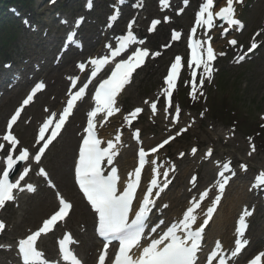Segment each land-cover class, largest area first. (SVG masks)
<instances>
[{"label":"snow or ice","instance_id":"snow-or-ice-1","mask_svg":"<svg viewBox=\"0 0 264 264\" xmlns=\"http://www.w3.org/2000/svg\"><path fill=\"white\" fill-rule=\"evenodd\" d=\"M187 2L188 0H184L185 4H187ZM162 3L167 5L168 0H162ZM213 6L214 0H205V2L202 3L195 21L197 26H206L209 30L216 27L214 16L230 26L240 24V21L234 18L233 0H227V6L220 7L219 11L215 13L212 11ZM181 11H183V9H181ZM158 24H160V21L154 20L152 22V29H155ZM222 26L223 25H221V27ZM128 28H132V23L128 25ZM196 31V27L191 29L193 34H195ZM227 32L228 29L225 28L222 35H226ZM180 35L179 32H174L175 39H179ZM119 41V47L111 50V58H113V60L124 52L129 44L144 43L143 40L138 41L131 30L127 32V35L119 37ZM236 43L237 41L235 39L230 41L232 45ZM256 47L257 45L253 43L251 48H249V52ZM190 48L191 57L189 65H195L197 69L202 67L207 78L211 80L214 72L212 62L215 59L213 47L210 43L205 46L203 41L193 39ZM155 55L159 56L160 53L157 52ZM221 55H223V53ZM148 56L149 50L147 48H138L132 51L127 59H121L118 63H115L110 76L100 82L99 87L95 90V107L88 113L84 135L81 137L82 144L79 148L78 163L75 166V179L83 196L97 215L98 223L96 231L98 235L106 241L103 246V251L98 258V264H105L109 244L114 240L119 242V249L115 254L113 264H197V254L201 249L205 228L212 219L220 203L225 185L228 183L229 177L225 176V172L231 171L230 162L222 165L223 170L218 173L221 182L217 185L221 195H216L215 199L211 201L210 206L202 213L203 219L201 223H197V209H200L201 202L209 197L210 189L202 191L199 194V198L193 197L190 206H187L182 214V218L168 227L167 231H165L160 238L151 240L147 246L141 244L145 233L150 206L155 203L152 199L154 190L155 195L159 196L160 192H162L170 182L168 180V171L162 173L164 179L161 180L160 169L154 167V174L150 177L148 187L142 197V203L139 204L135 210L133 209V201L136 198V192L141 183L142 170L146 164V157L150 153H157L159 149L163 148L175 137L169 136L168 139L152 147L149 151L140 147L138 152L139 166L132 172L126 174L125 180L121 185L119 170L114 164L115 157L118 155L117 145L121 141L120 130H117L114 140L109 139L106 142L102 141L98 138L95 118H97L98 114L104 113L103 119L107 120V118L113 116L114 113L121 111L119 107H116L117 96L121 93L124 85L130 81L132 73L144 63L145 58ZM243 59L244 56H241L240 60ZM108 61L109 56L107 55L103 56L102 59L97 58L91 60L90 63L94 66L91 76L95 77L97 74L95 69L99 68L101 65L107 64ZM78 67L83 70L85 69V64L80 63ZM181 69L182 58L177 56L175 62L170 66V71L166 76V87L163 89V94L167 97V105L169 108L172 107L173 90L176 87ZM191 75L194 78L191 95L195 98L197 95V85L195 81L197 72L192 71ZM199 84L201 87L204 85L203 78L200 79ZM44 87L45 85L43 82L37 83L32 89L31 94L23 100L21 109L24 105H28L33 100V96ZM86 88L87 84L79 87L77 91L71 94L70 98L67 100L66 107H64L58 118L56 113H50L39 128V138L36 143L40 146L38 151L34 154V160L37 164H39L42 156L52 142L61 133L66 121L72 115L76 102L84 95ZM145 103H147V101H145ZM151 110L153 113L156 112L157 103L153 102L151 104ZM142 111L143 109L140 107L135 108L124 117L125 122L131 125V122ZM174 113V118L178 121L181 109L175 107ZM20 115L21 111L17 110L16 113L11 116V120L7 125L9 131L3 136L4 141L10 142L13 151L19 141L12 134L11 128L12 125L17 122ZM201 115H203V113H201ZM186 131V128L181 129L180 132H177V135ZM46 132L48 133L47 136ZM133 136L139 139L138 129L133 132ZM102 144H106V146L102 147ZM3 148L4 144H0V150H3ZM254 150L253 148V151ZM212 151L213 150L209 148L206 155L211 156ZM191 152L195 154L197 148L193 147ZM29 155L28 148H24L20 151L16 159L13 158L12 154L7 155V169L3 171V176L0 178V208H4L6 202L14 200V190H24V188L21 187V182L25 181V177L28 175L30 168L25 167L14 182L10 181L9 175L17 160L27 161ZM179 155L183 157L185 154L181 152ZM249 155H251V152ZM105 163L111 166L110 173L107 175L103 167ZM241 167L245 170L247 169V165H241ZM170 170L174 171V165ZM39 171L40 175L48 178L49 174L43 168ZM194 180L195 177H193V181ZM48 183L51 187L55 188V184H52L50 178L48 179ZM118 185H120V187H118ZM260 186H264V171L256 177V183L254 184V187ZM26 187L29 191H35V188L31 184H27ZM58 203V209L55 210L53 214L44 219L36 230L31 231L25 238L18 241V251L19 255L22 257V264H59L58 261L47 260L44 257V253L37 247L38 238H40L42 234L51 232L58 223L66 222V219L73 209V204L59 194ZM130 215L132 217L131 219ZM250 215L251 212L245 207L244 211L239 216L238 227L236 228V235L238 238L235 240V247L231 251V256L233 258H235L248 243L243 237L247 229L246 218ZM4 229L5 223L0 220V231ZM152 230L155 231L156 229L153 228ZM75 243L76 241L73 239L70 232L66 233L63 238L58 241L62 261L68 262V264H82L71 247V245ZM222 251V244L216 241L215 250L211 252L208 264H212V261L217 257H219V264H228L227 257L221 255ZM262 259H264V252L256 255L255 258L250 261V264H261Z\"/></svg>","mask_w":264,"mask_h":264},{"label":"rangeland","instance_id":"rangeland-1","mask_svg":"<svg viewBox=\"0 0 264 264\" xmlns=\"http://www.w3.org/2000/svg\"><path fill=\"white\" fill-rule=\"evenodd\" d=\"M82 2L83 0H60L57 4L47 7V0H31L34 20H39L41 25L50 23L53 33L51 36L45 37L43 36V32H45L44 28H40L38 33H31L30 31L19 28L17 35L9 41V45L3 47V49L1 48L0 79L1 75H3L2 64L6 60L5 51L11 54L10 59L20 62L21 66L25 64L27 66L32 65L27 62V58L36 62L44 61L45 57H51L52 60L54 53V51H52L53 46L44 43L45 39L52 40L53 38L57 39L55 44L58 45L59 43V37L55 36L54 33L56 23L53 22L54 19L52 16L54 12L52 11L61 6L60 8H62L66 14L72 15L73 13V15H76L82 11ZM96 6L99 9L105 8V6L107 7L106 1L98 0ZM242 9H240V15L246 19L248 23V32L244 39L247 46L249 43V35L255 30H259L263 27L261 17L264 14V0H251V2ZM98 11L99 10H97V12ZM146 14V12L142 13L140 18L143 19ZM177 23L181 26H188L185 19H177ZM87 26L96 29V27L93 26V21ZM150 39L151 38L147 37V42L149 41V43H151L152 48H157L159 44H166L169 39L168 32L166 31L165 36L161 40L152 42ZM152 43L155 45H152ZM164 47L163 45L162 49ZM173 49L172 52H163L162 54L164 55L162 58L149 61V63L137 73L133 84L129 87L127 92H125L121 101H119L121 111L113 122L125 135L135 132L138 129L143 139L147 137L154 139V142H152L153 144L159 142L166 136L175 137L171 140L169 146L161 151L160 156L163 161L167 162V159L171 155L181 168L187 163L193 162L199 167L200 172V170L210 166V164H213L212 162L217 159H221L222 161L232 160L236 165L238 164L237 168L240 169L241 165H247L248 170L242 171L241 180L236 182V187H240V189L243 190V186L247 185V181L251 175H255L256 171H260L261 168L262 171H264V50L261 51V54L255 60L240 66L234 65L229 59L222 60L219 63V74L221 72H226V82L223 84V88L215 86L219 74L215 77L216 81L214 80L209 83L202 74H198L200 77L198 76L195 78L197 85V95L195 98H193L192 95H187L188 91L189 94H191L194 78L191 75L190 69H186L181 80L180 88L178 89L179 91L175 94V105L166 112L155 114L150 111V104L153 102L158 103L159 110L165 111V109H163L162 92L164 89V67L171 60L174 52L183 50V48L181 49L178 45H174ZM49 67H51V65H46L45 69ZM60 73L62 76V69ZM52 76L51 72L47 74L49 80ZM201 78L204 79V85L202 87L199 84ZM52 96L53 94L50 89L49 92L39 98V102L45 103L44 100L52 99ZM5 98L6 96L0 98L1 128L4 125L5 118L18 102V99L13 102V98L7 100ZM136 98L137 100H135ZM145 101H147V103H145ZM137 107L142 108L143 111L137 115L131 122V125L127 124L124 117ZM175 107L181 109L178 121L174 118ZM201 113H203V115H201ZM27 122L28 121L25 119L21 122L17 127L18 133L20 132L18 128L30 127L27 126ZM75 123H77V121ZM71 126L74 127L73 123ZM184 128H186L187 131L177 135V132H180V130ZM260 129L263 130L262 135ZM68 132L67 130L59 142L50 150L45 159V164L55 179H58L61 172L65 170L67 180L75 190L71 175L72 160L67 168L62 163L65 154H68L67 149L64 148L65 145L67 148L69 139ZM76 132L77 126L74 128L73 132L75 145L77 144ZM33 141L34 128L32 129L31 136L27 137L23 142L27 145H31ZM193 147L197 148L195 154L191 152ZM74 148L70 153L72 157ZM209 148L213 150V155L208 156L209 161L206 162L205 154ZM253 148L255 149L254 151ZM181 152L185 154L183 157L179 155ZM250 152L251 155H249ZM191 169L193 170V168ZM178 187L179 185L175 187L177 188L175 192L178 191ZM39 197L40 194L35 197H26L19 207L13 205L9 207L5 214L8 230L4 237L7 240H11L10 237L14 239L27 233V228L26 230L24 228L16 231V223L22 219L26 210L33 206ZM52 197L54 199L53 194ZM255 200L257 201L258 198ZM50 211L51 210H47L44 213H40V218L46 216ZM256 217L253 218V222L255 220L254 225L257 223L256 220L258 218L256 219ZM76 220L78 223L77 233L82 235L86 234L84 230L87 228L88 221ZM37 225L38 224H36V226ZM11 228L13 230V236H11L12 233H8ZM31 228V226L28 227V229ZM263 233L264 230H262L259 235H263Z\"/></svg>","mask_w":264,"mask_h":264},{"label":"bare ground","instance_id":"bare-ground-1","mask_svg":"<svg viewBox=\"0 0 264 264\" xmlns=\"http://www.w3.org/2000/svg\"><path fill=\"white\" fill-rule=\"evenodd\" d=\"M66 67V65H64V68ZM72 69H68L67 71H71ZM56 75V81L52 84L54 86L51 85V88L54 89L55 91H57V94L59 95L60 93H62L63 91V85H64V81L60 76L59 72ZM129 89V86L126 87L123 91H121L120 93V97L121 99L123 98V95L125 94V92H127V90ZM16 94V91L9 93L7 95L8 98H12L14 95ZM122 95V96H121ZM58 98L54 101V102H49L46 101L47 104L50 105H55L58 102ZM137 100V98L135 99ZM5 101V100H4ZM82 107H79L77 112H76V116L75 118L78 119L79 116H81V112H82ZM30 113L31 114H36L38 117L35 118L33 120V125L30 126L29 128H24V127H20L19 131L23 134V135H30L32 132V129L34 128L33 126H35L38 121H39V117L41 115H43L42 112H40V110L38 109V107H36L35 109L30 108ZM104 113H101L100 115L97 116V118H95L97 120V124H98V129L100 131V135L102 138V141H107L109 139H113L115 135L117 134V126H115L113 120L116 119L115 113L113 114V116L108 117L107 120H104ZM78 121V120H76ZM75 121V122H76ZM73 122L74 127L78 125V123ZM102 125V126H101ZM74 127L71 126V123L68 125V127L66 128V130L68 129V134H69V139H68V143H67V148L65 145V149H67L68 154L64 156V159H62V163L63 165H65V167L67 168L71 162V158H73L70 153L72 151V149L74 148L75 145V139L73 137V131H74ZM121 133V132H120ZM152 142H154V139L152 138H145L144 139V145H151L153 144ZM106 146V144H105ZM137 148L136 143L133 142L131 140V138L127 137V136H123L121 134V141L120 143L117 145V151H118V155L115 157L114 160V164L115 166L119 167L120 171H122L123 175H126L127 173H129V171H131V169H133L135 163H136V156L134 153V149ZM156 164V163H155ZM189 166H191V163L186 164V167L183 166V170H180L179 174H178V183L179 187H178V191L173 192L171 190H168L167 187L166 189H164V193L161 196V200L163 197H165L164 201L162 203H160V208H161V215L166 217L165 220L177 215L180 211L181 207H185V196H186V192L184 189V183L186 182V179L188 177V174L190 173V169ZM154 167H158L161 171V177L160 179L163 180L164 177L162 175V173L165 171L164 170V165H154L152 167V169H150L151 171L149 172L150 176H153V168ZM167 168V167H165ZM191 168V167H190ZM206 172V177H205V182L204 185L208 184L210 185V191H209V197L210 199H213V195L212 193L215 190V186L217 184L214 183V180L211 177L210 171H211V166H207L205 167ZM210 170V171H208ZM148 174V175H149ZM201 178V176H200ZM57 181L59 182V186L61 188V190L65 193V195H67L70 199H72L74 201V208H73V212L72 215L74 216V222L72 223L74 226L76 225V219L78 220H83V221H88L91 218V212L88 210V208L83 204L81 198L78 196L77 191H75L72 186L70 185V183L67 180L66 177V172L65 170L61 172L60 177L57 179ZM214 183V184H213ZM180 188V189H179ZM213 188V190H211ZM177 190V189H175ZM174 190V191H175ZM228 191V193H227ZM227 191L225 190L226 193V197L224 199H221V203L217 209V215H216V219L214 220L212 226L210 227V229L207 231V236L208 239H211L213 242L215 240H221V242L224 244V247L226 250L230 249V241L234 238V232L235 231V227L234 224L232 225V222H234V220L238 219L241 214V212L244 211L245 207H247L249 204L251 205H255V209H257L256 211V215L257 217H263V213L260 212V210H258L256 201L255 202H251L253 200V197L250 194V189L249 187L247 188V186H243V190L240 189V187H236L235 183H233V185L231 186L230 189H227ZM51 192L50 190H48V193L44 196H42L40 199H38L33 206H31L30 208H28L26 210V213H24V215L22 216V219L20 221H18V223H16V227L15 230L19 231L28 227H32L31 230L33 231V229L37 228L36 224L40 223L41 219L40 218V213H44L47 210H50L54 204L55 201L52 200L51 198ZM193 197L198 198L197 195H193ZM207 199V198H206ZM205 199V200H206ZM209 199V200H210ZM205 200L203 201V205L206 204ZM208 200V201H209ZM249 208H251L249 206ZM248 209V208H247ZM248 218H246L247 220ZM261 220H263L261 218ZM264 221V220H263ZM256 225L254 227L251 228L250 231V236L252 237V240L254 238V240H256L258 238V234L264 229V225L263 222L260 220L256 221ZM25 225V226H24ZM71 226V224H69ZM24 226V227H23ZM72 227V226H71ZM76 231V227H73ZM14 230V228H13ZM12 230V231H13ZM31 233V231H30ZM13 236V235H11ZM84 237L85 242L82 244L81 248H80V252L84 255H86V248H89V250H95L96 246H97V240L93 237V235L88 232L86 235H82ZM39 246L42 249H45L47 251V253H53V245H52V239H51V235H48L46 237H43L40 241H39ZM90 257H87V259H90Z\"/></svg>","mask_w":264,"mask_h":264},{"label":"trees","instance_id":"trees-1","mask_svg":"<svg viewBox=\"0 0 264 264\" xmlns=\"http://www.w3.org/2000/svg\"><path fill=\"white\" fill-rule=\"evenodd\" d=\"M16 35V31L7 26H0V43H8Z\"/></svg>","mask_w":264,"mask_h":264}]
</instances>
